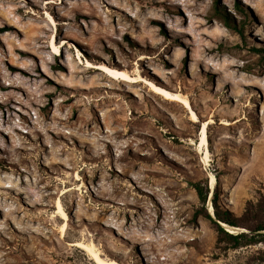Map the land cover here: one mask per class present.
<instances>
[{
    "label": "rangeland",
    "instance_id": "obj_1",
    "mask_svg": "<svg viewBox=\"0 0 264 264\" xmlns=\"http://www.w3.org/2000/svg\"><path fill=\"white\" fill-rule=\"evenodd\" d=\"M262 48L264 0H0V264H264L206 215L264 196Z\"/></svg>",
    "mask_w": 264,
    "mask_h": 264
},
{
    "label": "trees",
    "instance_id": "obj_2",
    "mask_svg": "<svg viewBox=\"0 0 264 264\" xmlns=\"http://www.w3.org/2000/svg\"><path fill=\"white\" fill-rule=\"evenodd\" d=\"M217 11L219 9L217 8ZM243 24L240 26L242 30ZM264 52V48H262ZM198 197L202 203H206L209 190L207 185L201 182L193 183ZM214 216L206 212L213 223L216 225L218 241L229 244V247L237 248L244 245L264 243V196L256 202H248L244 212L240 216L234 215L231 211L221 209L219 203L214 199ZM224 222L230 227L240 228L243 230L231 232L220 224Z\"/></svg>",
    "mask_w": 264,
    "mask_h": 264
},
{
    "label": "bare ground",
    "instance_id": "obj_3",
    "mask_svg": "<svg viewBox=\"0 0 264 264\" xmlns=\"http://www.w3.org/2000/svg\"><path fill=\"white\" fill-rule=\"evenodd\" d=\"M258 33V31H256ZM103 66V65H102ZM104 72L106 73V75H108L109 77L116 79V80H125V81H131L132 77L125 71L121 70V69H117V68H110V67H103ZM60 82H64L63 80H60ZM148 84L150 85V87L153 89V91L160 95L162 98L164 99H169V100H174V101H178L182 104V106H184L186 109H188L189 111V115L190 118L193 121H198V115L196 113V110H194L190 99L185 96L182 95L180 93H174L171 92L170 90H168L166 87L162 86V85H157L153 82H149ZM212 121V119H209L208 121H204L202 122V127L200 129V133H199V143H198V148L201 150L202 153V159L203 161L208 164L209 160H210V150H209V142H208V124ZM211 179H212V183H214L215 181V177L212 174L211 175ZM58 209L59 212H61L62 216L67 219L68 216L66 214V212H64L63 207H62V203L59 200L58 201ZM67 224L68 222H65L62 226V230L65 231L67 228ZM231 232H235L236 229L235 227H227ZM75 245L81 247L82 249H84L85 251H87L90 256L95 260V262L97 264H121L120 262H118L115 259H106L104 257H102L101 252L97 249V247L95 246L94 243H85L83 241H77L75 242Z\"/></svg>",
    "mask_w": 264,
    "mask_h": 264
},
{
    "label": "water",
    "instance_id": "obj_4",
    "mask_svg": "<svg viewBox=\"0 0 264 264\" xmlns=\"http://www.w3.org/2000/svg\"><path fill=\"white\" fill-rule=\"evenodd\" d=\"M236 230H238V228H235Z\"/></svg>",
    "mask_w": 264,
    "mask_h": 264
}]
</instances>
